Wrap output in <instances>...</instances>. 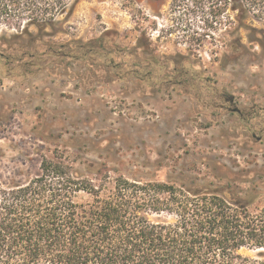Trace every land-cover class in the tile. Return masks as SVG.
<instances>
[{"label": "trees", "instance_id": "1", "mask_svg": "<svg viewBox=\"0 0 264 264\" xmlns=\"http://www.w3.org/2000/svg\"><path fill=\"white\" fill-rule=\"evenodd\" d=\"M78 1L0 0V19L23 25L14 36H0V75L66 77L85 94L134 83L159 91L186 84L187 78L199 94L206 89L199 69L171 67L172 59L150 52L144 34L134 47L119 45L111 30L88 40L48 38L45 30L57 16L72 13ZM171 5L200 15L206 28L226 34L246 30L253 34L249 41L260 44L253 22L264 21V0H172ZM30 26L38 32L30 33ZM223 44L243 46L238 37ZM73 163L45 157L40 173L25 183L0 179V264H264V206L251 210L264 186L257 171L234 172L215 161L208 165L219 174L211 179L175 184L111 176L90 166L93 179Z\"/></svg>", "mask_w": 264, "mask_h": 264}, {"label": "rangeland", "instance_id": "2", "mask_svg": "<svg viewBox=\"0 0 264 264\" xmlns=\"http://www.w3.org/2000/svg\"><path fill=\"white\" fill-rule=\"evenodd\" d=\"M171 4L172 0H80L72 13L57 16L45 32L50 39L67 41L88 40L111 30L123 47H134L144 34L150 52L172 59L171 67L201 71L206 83L202 94L192 88L189 78L186 84L166 85L159 91L134 83L85 94L66 77L42 73L12 80L0 75L1 180L25 183L40 173L43 158L57 156L73 161L93 179L90 166L130 179L204 181L218 173L208 165L218 161L234 172L255 170L254 176L263 175L264 182L260 168L264 167V21L253 22L258 45L249 41L246 30L226 34L206 28L203 17L175 10ZM22 27L1 18L0 36H14ZM28 31L38 32L35 26ZM231 37L240 38L243 46L226 47L223 41ZM168 77L170 73L164 78ZM258 190L261 197L252 211L264 206V186Z\"/></svg>", "mask_w": 264, "mask_h": 264}, {"label": "flooded vegetation", "instance_id": "3", "mask_svg": "<svg viewBox=\"0 0 264 264\" xmlns=\"http://www.w3.org/2000/svg\"><path fill=\"white\" fill-rule=\"evenodd\" d=\"M230 102H232V100H231V99H230ZM232 111H233V112H235V113H238V114H240V111H239L238 109H235V108H234V109H232Z\"/></svg>", "mask_w": 264, "mask_h": 264}]
</instances>
